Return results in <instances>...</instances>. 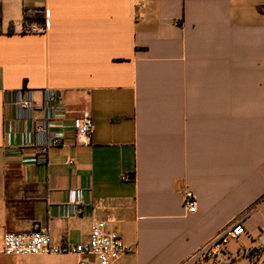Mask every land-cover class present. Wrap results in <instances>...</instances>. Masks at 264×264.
Listing matches in <instances>:
<instances>
[{
  "label": "crops",
  "instance_id": "1",
  "mask_svg": "<svg viewBox=\"0 0 264 264\" xmlns=\"http://www.w3.org/2000/svg\"><path fill=\"white\" fill-rule=\"evenodd\" d=\"M38 8L45 30L24 32ZM25 88L60 90L69 125L88 110L90 139L67 126L40 163ZM100 220L134 246L120 264H182L241 220L206 264H257L238 249L264 228V0H0V238L77 244Z\"/></svg>",
  "mask_w": 264,
  "mask_h": 264
},
{
  "label": "built area",
  "instance_id": "2",
  "mask_svg": "<svg viewBox=\"0 0 264 264\" xmlns=\"http://www.w3.org/2000/svg\"><path fill=\"white\" fill-rule=\"evenodd\" d=\"M42 14L43 12L40 11L38 18ZM45 28L46 22L38 20L35 12L32 13L31 19L24 21L23 25V31L28 33L43 32ZM13 105L17 111V118L34 121L33 132L40 163H46V155L51 147L63 142L61 133L67 126L74 129L76 138L80 142H87L94 133L95 124L88 110L83 111L71 125L65 122L66 111L60 90L46 88L42 91L41 99H36L33 90L25 88L17 91ZM36 107L49 110L52 115L36 118L34 116ZM122 178H130V174H125ZM183 203L187 212L196 211L197 199L192 191L187 190L184 193ZM79 209H81L80 201L71 205L72 213ZM244 232L241 220L227 225L182 264H206L210 262L209 259L217 261L228 241L239 238ZM133 251L134 246L125 242L106 220L94 222L88 239L77 244L56 243L48 229L37 225L28 231H7L2 237L4 255L75 254L78 257L77 264H120V259ZM238 255L253 258L257 264H264V228L252 246L238 249Z\"/></svg>",
  "mask_w": 264,
  "mask_h": 264
},
{
  "label": "rangeland",
  "instance_id": "3",
  "mask_svg": "<svg viewBox=\"0 0 264 264\" xmlns=\"http://www.w3.org/2000/svg\"><path fill=\"white\" fill-rule=\"evenodd\" d=\"M227 244L226 245L228 246V248L236 247V241L229 240ZM0 251H2L1 238H0ZM10 258L14 262V264H73V258L68 255L53 257V256L38 254V255H28V256H20V257H10ZM5 260L6 258H0V263H2V261L4 262ZM208 261L213 262L215 261V259H209Z\"/></svg>",
  "mask_w": 264,
  "mask_h": 264
},
{
  "label": "trees",
  "instance_id": "4",
  "mask_svg": "<svg viewBox=\"0 0 264 264\" xmlns=\"http://www.w3.org/2000/svg\"><path fill=\"white\" fill-rule=\"evenodd\" d=\"M43 12L42 16L38 18L39 13ZM36 13L37 14V19L38 20H43L44 22H46V16H45V10L43 8H38V9H32V10H28V9H24V16H23V21H25L26 19H31V15L32 13Z\"/></svg>",
  "mask_w": 264,
  "mask_h": 264
}]
</instances>
